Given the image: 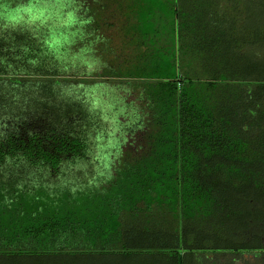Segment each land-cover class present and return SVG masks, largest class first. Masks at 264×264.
Segmentation results:
<instances>
[{"label":"trees","instance_id":"trees-1","mask_svg":"<svg viewBox=\"0 0 264 264\" xmlns=\"http://www.w3.org/2000/svg\"><path fill=\"white\" fill-rule=\"evenodd\" d=\"M75 1L0 0V264L264 252V0Z\"/></svg>","mask_w":264,"mask_h":264},{"label":"rangeland","instance_id":"rangeland-1","mask_svg":"<svg viewBox=\"0 0 264 264\" xmlns=\"http://www.w3.org/2000/svg\"><path fill=\"white\" fill-rule=\"evenodd\" d=\"M4 6L13 7L12 9L15 14L14 19L16 20H23L24 18H37L45 19L42 21H50L48 18L55 19L58 26H62V28L66 27L68 30H72L71 33L73 38L76 40H78L77 37L79 36V30L83 28L82 25L79 24V21L87 18L86 16L88 15V12L84 10V6H80V2L78 3L75 0H8ZM75 8L78 9V11H76ZM76 44H78V42ZM95 54V50H92L88 56L92 57ZM94 260V264H99L98 257ZM121 260L125 264H136V260L133 261L132 259H127L123 256ZM111 263L114 264V261H111ZM181 264L192 263L189 262V258H187L184 262L183 258Z\"/></svg>","mask_w":264,"mask_h":264},{"label":"crops","instance_id":"crops-1","mask_svg":"<svg viewBox=\"0 0 264 264\" xmlns=\"http://www.w3.org/2000/svg\"><path fill=\"white\" fill-rule=\"evenodd\" d=\"M189 260L198 259L195 264H264V252L252 251H207L187 255Z\"/></svg>","mask_w":264,"mask_h":264}]
</instances>
